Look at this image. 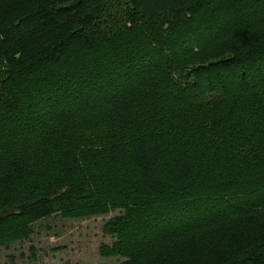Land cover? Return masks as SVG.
I'll list each match as a JSON object with an SVG mask.
<instances>
[{
  "label": "trees",
  "instance_id": "trees-1",
  "mask_svg": "<svg viewBox=\"0 0 264 264\" xmlns=\"http://www.w3.org/2000/svg\"><path fill=\"white\" fill-rule=\"evenodd\" d=\"M115 212L101 258L264 264V0H0V251Z\"/></svg>",
  "mask_w": 264,
  "mask_h": 264
},
{
  "label": "rangeland",
  "instance_id": "rangeland-1",
  "mask_svg": "<svg viewBox=\"0 0 264 264\" xmlns=\"http://www.w3.org/2000/svg\"><path fill=\"white\" fill-rule=\"evenodd\" d=\"M217 59V58H215ZM119 212L87 221L50 218L34 227L29 241L0 251L1 264H120L121 258L99 256L102 245L112 244L103 227Z\"/></svg>",
  "mask_w": 264,
  "mask_h": 264
}]
</instances>
